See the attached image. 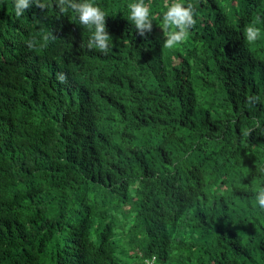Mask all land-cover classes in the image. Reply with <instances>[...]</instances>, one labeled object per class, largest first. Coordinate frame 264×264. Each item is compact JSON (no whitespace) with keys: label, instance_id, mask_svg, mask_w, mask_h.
<instances>
[{"label":"trees","instance_id":"1","mask_svg":"<svg viewBox=\"0 0 264 264\" xmlns=\"http://www.w3.org/2000/svg\"><path fill=\"white\" fill-rule=\"evenodd\" d=\"M233 7L0 0V264H264V0Z\"/></svg>","mask_w":264,"mask_h":264},{"label":"clouds","instance_id":"2","mask_svg":"<svg viewBox=\"0 0 264 264\" xmlns=\"http://www.w3.org/2000/svg\"><path fill=\"white\" fill-rule=\"evenodd\" d=\"M236 2H237V0H231V7H232L234 10H235V8L233 7V5H234ZM243 11L248 12L247 10H244V9L242 10V12H243ZM257 12H260V13L264 14V7L260 8ZM249 20H250V25L247 26L246 33L248 34V33H250V32L252 31V33L255 34L256 29L253 28L254 25H256V24L259 23V22H264V17H261V16H258V15H255V16L249 18ZM251 26H252V27H251ZM123 240H124V241H123L122 244L127 245V242H128L130 239H128V238L126 237V238H124ZM134 251H135V248H134L130 253H134ZM132 257H133V256L128 257V258H125V259L123 258L122 261L126 262L127 264H136V262H137V264H139V263H142V264H154V262H155V256H153V255H152L151 257H145V258H142V259H140V260H138L137 258L134 259V260H128V259H130V258H132Z\"/></svg>","mask_w":264,"mask_h":264}]
</instances>
